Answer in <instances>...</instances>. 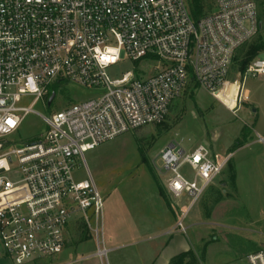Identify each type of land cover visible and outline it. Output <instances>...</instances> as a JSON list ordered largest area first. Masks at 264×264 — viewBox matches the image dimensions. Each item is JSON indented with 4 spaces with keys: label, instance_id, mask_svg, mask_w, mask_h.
<instances>
[{
    "label": "built area",
    "instance_id": "obj_1",
    "mask_svg": "<svg viewBox=\"0 0 264 264\" xmlns=\"http://www.w3.org/2000/svg\"><path fill=\"white\" fill-rule=\"evenodd\" d=\"M263 1L213 0L214 10L194 19L186 0H0V258L51 264L79 215L94 234L93 255L107 264L104 203L84 153L163 123L173 101L192 85L227 108L219 95L236 84L234 106L227 108L236 112L245 98V76L264 75V57H255L241 82L228 79L236 51L259 31ZM122 52L134 62L157 64L148 75L135 68L110 79L104 70ZM63 82L97 95L50 114L33 110L34 102H47L52 84ZM28 113L37 114L45 129L32 141L13 144L10 136ZM257 140L264 144V135ZM159 157L166 192L174 200L186 195L192 204L230 155L203 144L186 151L171 142ZM77 162L83 179L74 176ZM176 225L184 229L181 220ZM241 264H264V254L249 253Z\"/></svg>",
    "mask_w": 264,
    "mask_h": 264
},
{
    "label": "rangeland",
    "instance_id": "obj_2",
    "mask_svg": "<svg viewBox=\"0 0 264 264\" xmlns=\"http://www.w3.org/2000/svg\"><path fill=\"white\" fill-rule=\"evenodd\" d=\"M194 1L186 0L188 8L196 3L202 7L203 14L214 10L213 0ZM261 10L259 7V31L236 51L229 68L230 80L241 82L244 72L239 70V62L252 45L264 42V11ZM255 57H264V49L257 51ZM156 64L134 62L122 52L120 60L104 71L110 79L120 78L135 68L148 75ZM52 86L56 92L50 106L38 100L33 103V110L50 114L97 95L94 89L69 82ZM236 88V84H231L219 95L227 108L234 106ZM242 90L246 96L239 109L233 112L205 89L192 85L173 101L163 123L120 134L84 153L86 166L104 203L102 231L108 249L107 264H169L181 252H185L181 264H240L239 259L248 252L262 251L264 254V145L252 143L238 149L234 146L244 127L252 140L257 134L264 135V75H246ZM32 100L33 96L23 97L22 104ZM254 107L256 112L252 114ZM44 129L42 119L35 113H28L10 137L13 144L26 143L36 139ZM171 142H179L186 151L203 144L213 152L233 156L220 176L192 204L186 195L178 200L171 199L163 188L165 177L159 151ZM78 162L74 176L83 179L86 175ZM234 163L242 182L240 194L244 198L241 201H236ZM185 171L189 174L188 169ZM157 183L175 212L169 220L173 238L168 244L170 236L148 229L140 209L148 198L149 189L158 187ZM178 220L184 229L176 225ZM67 237V247L72 251L62 257V264H101L99 258L93 256L94 234L79 215L70 222ZM0 264L13 263L1 258Z\"/></svg>",
    "mask_w": 264,
    "mask_h": 264
},
{
    "label": "crops",
    "instance_id": "obj_3",
    "mask_svg": "<svg viewBox=\"0 0 264 264\" xmlns=\"http://www.w3.org/2000/svg\"><path fill=\"white\" fill-rule=\"evenodd\" d=\"M245 96H246V93H245ZM255 112H256V108L254 107V108L251 109V113L255 114ZM236 140H238V139H236ZM252 143H261V142H259L257 140V138L255 140H252L251 134H248L245 137V139L242 142V144L237 146V149L238 148H242L245 145H250ZM261 144H263V143H261ZM214 152H217V151H214ZM217 153L221 154L220 152H217ZM230 154L231 153H229V155ZM231 158L233 159V156L229 157V160ZM229 160H228V162H229ZM228 162H227V164H228ZM233 166L235 167L234 168V174H233V183H234V188L236 190V195H237V198H236L237 200L236 201H241L244 198V196H242L240 194L241 193V183L242 182H241V180H239V175L237 174V168H236L235 163L233 164ZM222 171H221V173H222ZM218 181H219V178H218ZM248 181H249V178H248ZM221 184L224 185L225 183L222 182ZM244 184H245V182L243 180V185ZM213 186H215V184ZM163 188H164V190L166 192V189H165L164 185H163ZM166 194H167L168 197H170L167 192H166ZM245 199H247V197ZM140 209H141L142 214L144 215V220H145V223H146V226H147L148 229L154 230V231H158L159 233H161V231H163L161 233L162 235H165L167 237L170 236V237H168V240H167V243H166V244H168V242H170L171 239L173 238L172 234L170 235L171 229L169 228V224H170L169 220H170V218L173 215H175V212H174V208L170 205V202L168 201L167 197H166V199H164V197H162L160 195L158 187L150 188L149 192H148V198L145 201H143V203L141 204ZM107 215H108V218H109V213H107ZM113 218H114V216H113ZM102 230H103V219H102ZM67 240H68V238H67ZM186 249H187V246L184 247L182 249V251H185ZM70 251H72L71 248L67 247V244H66L64 250L59 255L55 256L54 258H52L50 260L51 263L53 264V263L56 262L55 264H62V257L68 256L70 254ZM249 253H251V252L246 253L242 258L239 259L240 264L244 262L245 256L247 254H249ZM99 261H100L101 264H104L100 259H99Z\"/></svg>",
    "mask_w": 264,
    "mask_h": 264
},
{
    "label": "trees",
    "instance_id": "obj_4",
    "mask_svg": "<svg viewBox=\"0 0 264 264\" xmlns=\"http://www.w3.org/2000/svg\"><path fill=\"white\" fill-rule=\"evenodd\" d=\"M196 1L197 0H195L194 2H196ZM260 7L262 9L261 11H264V2H262L260 4ZM189 11H190V13H191V15H192V17L194 19H198L201 15H203V13H202V7L199 6V5H196V3L191 4V6L189 8ZM261 49H264V42H259L257 44L252 45L249 48L248 52L246 53L245 57L239 62V70H241L242 72H244V70L246 69L248 63L255 56L256 52L259 51V50H261ZM52 85L49 87L50 93L51 92H56V89ZM50 93L48 94V97H49ZM248 133L249 132L246 130V127H244L243 130H242V133H241V138L238 139L234 143V146L237 147V146L241 145L242 142L244 141L245 137L248 135ZM157 186H158V190H159L160 195L162 197H164V199H166L165 194L163 192V189H162L161 185H159L157 183ZM184 255H185V252L179 253L177 256H175L173 259H171V261H170L169 264H181V261H182Z\"/></svg>",
    "mask_w": 264,
    "mask_h": 264
},
{
    "label": "water",
    "instance_id": "obj_5",
    "mask_svg": "<svg viewBox=\"0 0 264 264\" xmlns=\"http://www.w3.org/2000/svg\"><path fill=\"white\" fill-rule=\"evenodd\" d=\"M54 97H55V92H51L49 97H48V99H47V102H46L47 106H50V104H51L52 100L54 99Z\"/></svg>",
    "mask_w": 264,
    "mask_h": 264
}]
</instances>
